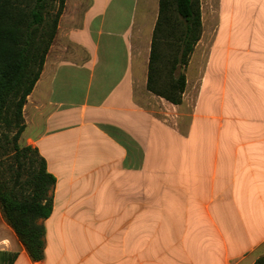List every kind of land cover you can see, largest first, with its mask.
<instances>
[{"label": "crops", "instance_id": "obj_1", "mask_svg": "<svg viewBox=\"0 0 264 264\" xmlns=\"http://www.w3.org/2000/svg\"><path fill=\"white\" fill-rule=\"evenodd\" d=\"M84 11L65 22L64 49H50L23 109L20 145L56 179L44 259L32 261L1 210L0 252L17 253L13 264H254L264 255V0H201L186 78L195 59L197 75L179 106L147 90L159 0H89ZM148 22L142 54L135 31Z\"/></svg>", "mask_w": 264, "mask_h": 264}, {"label": "trees", "instance_id": "obj_2", "mask_svg": "<svg viewBox=\"0 0 264 264\" xmlns=\"http://www.w3.org/2000/svg\"><path fill=\"white\" fill-rule=\"evenodd\" d=\"M65 7L66 0H0V139L13 144L14 163L20 168L16 177L6 178L7 168L0 161V210L34 262L44 259L43 221L52 214L50 194L56 179L38 150L19 141L25 130L24 106L40 79ZM202 32L201 0H159L149 92L173 105L182 104L186 69ZM29 158L32 167L22 181L20 171ZM17 256L0 252V264H13ZM254 264H264V256Z\"/></svg>", "mask_w": 264, "mask_h": 264}, {"label": "rangeland", "instance_id": "obj_3", "mask_svg": "<svg viewBox=\"0 0 264 264\" xmlns=\"http://www.w3.org/2000/svg\"><path fill=\"white\" fill-rule=\"evenodd\" d=\"M88 2H89V0H66V13H65L64 19L62 21V27H61V30L59 32V36H58L57 40L54 42L53 47L51 48V52H50L51 57H54L56 54L61 53V51L64 49V46H65V39H64V37H65V22L68 20V18L73 16V14L75 12H76L77 17H78V15H79V17L84 16V14H85L84 12H86L84 10L87 8ZM205 2H206V5H208V2H211V4H213L214 0H205ZM212 6L213 5H211V8H212ZM206 8L208 10V6ZM140 9H141V11L144 10V8L142 6L140 7ZM146 12H147V9H146ZM80 13L82 15H80ZM53 15H54V13L51 15V17H53ZM146 15L147 14L143 13V15H141V17L138 16L137 18L139 21L146 22V21H148V18H147L148 15L147 16ZM211 18H212V20H214L213 16ZM154 24H155V22H153V23L151 22L150 24L148 22V23H145L143 27L140 28L138 26L136 28L135 32H137L138 34H142V36L144 37L143 38L144 40H142V41L147 42L145 44H142V43L140 44V46L137 49L139 53L143 54L146 52V50H148L150 48L148 40H149V37L151 36V30L153 29ZM205 26H206V31H208L207 28L209 27V25H207L206 21H205ZM196 62L197 61L195 59L187 71V79L190 82V87L193 86L194 81L196 79V75H197ZM192 101H193V97L190 99V102L188 104L189 105L188 108H186V112H185L186 115L189 114V112H190ZM161 106L163 107V110H165L169 114L176 115L178 113V110L176 108H166L165 104L157 105L156 106L157 108L155 110L158 111L159 108H162ZM19 143H20V141H19ZM29 160H30V158L25 161L26 165L23 168V170L20 171V173H21L20 178L22 181L26 180L29 176V174L27 172L29 171L30 167H32ZM0 161L2 163H4L5 168H7L8 175L6 176V178H9L10 175H12L14 177L17 176V173H19L18 171L20 170V168L18 167V164L14 163L13 144L11 142H7L3 136L0 139ZM34 166L37 167V165H34ZM263 249H261L259 251V253L264 252ZM263 256H261V257H263Z\"/></svg>", "mask_w": 264, "mask_h": 264}]
</instances>
